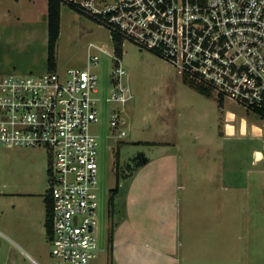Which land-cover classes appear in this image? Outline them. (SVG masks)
<instances>
[{
    "label": "rangeland",
    "instance_id": "1",
    "mask_svg": "<svg viewBox=\"0 0 264 264\" xmlns=\"http://www.w3.org/2000/svg\"><path fill=\"white\" fill-rule=\"evenodd\" d=\"M47 17L48 0H0L1 75L50 72ZM121 61L132 98L107 103L117 84L113 37L62 4L55 70L89 69L99 78V121L92 126L99 149L97 264H161L162 257L169 264L177 232L183 256L196 259L185 264H264V163L254 162L263 143L252 135L251 119L241 135L244 115L234 103L198 93L149 51L125 42ZM227 111L238 115L235 136L225 132ZM115 114L123 122L118 130L111 127ZM117 151L120 191L111 205ZM141 155L150 159L146 165H138ZM50 165L44 149L0 147V264H33L25 253L53 264L44 225ZM191 242L198 244L187 250Z\"/></svg>",
    "mask_w": 264,
    "mask_h": 264
},
{
    "label": "built area",
    "instance_id": "2",
    "mask_svg": "<svg viewBox=\"0 0 264 264\" xmlns=\"http://www.w3.org/2000/svg\"><path fill=\"white\" fill-rule=\"evenodd\" d=\"M60 1L112 37L121 35L123 48L128 42L149 51L173 65L188 85L203 87L220 104L234 103L263 143L254 162L264 163V0ZM114 58L117 84L106 101L124 104L132 95L123 83L122 61ZM92 61L99 64L97 56ZM98 80L89 69L0 74V147L44 149L51 158L53 264H97L102 252L98 136L92 130L99 121ZM119 117L111 119L117 130L123 126ZM125 136L120 130L118 137Z\"/></svg>",
    "mask_w": 264,
    "mask_h": 264
},
{
    "label": "trees",
    "instance_id": "3",
    "mask_svg": "<svg viewBox=\"0 0 264 264\" xmlns=\"http://www.w3.org/2000/svg\"><path fill=\"white\" fill-rule=\"evenodd\" d=\"M61 6L62 3L60 0H48V42H47V64L49 67L50 72L56 71L57 62H56V48L57 43L60 38L61 34ZM75 10L74 8H72ZM76 11V10H75ZM113 42H114V55L122 59L123 57V38L118 33L113 34ZM189 86L193 89H195L198 93L202 95H206L207 97H211L212 94L204 89L201 86ZM115 169H116V175H117V187L116 189L112 190V196L110 198V204L114 205L115 196L118 195L120 191V176L117 172L119 168V161H120V152L117 151L115 155ZM148 163V158L145 155L140 156V160L138 161V165H146ZM45 203H46V230H47V236L49 239L52 238L53 234V222H52V208H53V202L51 199V196L49 193H47L45 197Z\"/></svg>",
    "mask_w": 264,
    "mask_h": 264
},
{
    "label": "crops",
    "instance_id": "4",
    "mask_svg": "<svg viewBox=\"0 0 264 264\" xmlns=\"http://www.w3.org/2000/svg\"><path fill=\"white\" fill-rule=\"evenodd\" d=\"M149 158H148V162H149ZM19 197H33L34 196V194H32V193H23V194H19L18 195ZM46 197V196H45ZM16 198H14V200H15ZM45 201V200H44ZM46 206V205H45ZM45 212H46V210H45ZM29 213V212H28ZM30 215V214H29ZM179 222L181 223V216H179ZM45 222H46V217H45ZM44 225H45V223H44ZM46 227V226H45ZM180 233L179 232H177V234H176V242H175V245H174V252L176 253V256L175 255H173V252H171V253H166L167 255H170V259H172V262H169V264H185V263H187L188 261H190V262H193L194 260H196V259H194V258H186V257H184L183 256V252H184V250H183V248H184V246H183V244H182V242H181V240H180V236L181 235H179ZM190 245L188 246V249L187 250H193V245H196V244H198V242H191V243H189ZM160 252H162V251H160ZM163 253V252H162ZM27 255H29V254H27V253H25V256H27ZM30 256V255H29ZM31 257V256H30ZM161 264H167L168 262L162 257L161 258ZM170 261V260H169Z\"/></svg>",
    "mask_w": 264,
    "mask_h": 264
},
{
    "label": "bare ground",
    "instance_id": "5",
    "mask_svg": "<svg viewBox=\"0 0 264 264\" xmlns=\"http://www.w3.org/2000/svg\"><path fill=\"white\" fill-rule=\"evenodd\" d=\"M236 121H237V116L234 114V112L229 111V113L227 114V118L225 120V122H226L225 127L228 131L229 136H235L236 135L237 129L234 125V122H236ZM248 131H249L248 122H247V120L243 119L241 121V124H240L239 132L241 133V135L245 136L248 134ZM253 131L255 132V134L259 131L257 126H255L253 128Z\"/></svg>",
    "mask_w": 264,
    "mask_h": 264
}]
</instances>
